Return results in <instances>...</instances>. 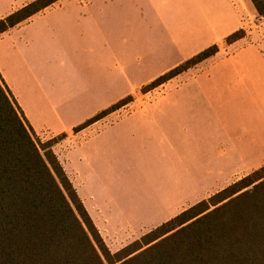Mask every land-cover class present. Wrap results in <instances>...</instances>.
<instances>
[{
	"label": "rangeland",
	"instance_id": "374dc122",
	"mask_svg": "<svg viewBox=\"0 0 264 264\" xmlns=\"http://www.w3.org/2000/svg\"><path fill=\"white\" fill-rule=\"evenodd\" d=\"M32 1L0 0V20ZM147 2L137 0L131 20L109 12L99 40L67 24L73 15L65 3L0 39V66L15 95L44 124L38 138L59 137L54 151L112 252L168 221L167 205L183 190L177 211L264 165V16L252 0ZM239 30L241 38L229 43ZM213 45L219 51L212 57L151 85ZM127 98L100 121L103 130L115 116L172 115L193 133L171 132L170 147L111 130L91 150L88 170L77 127Z\"/></svg>",
	"mask_w": 264,
	"mask_h": 264
},
{
	"label": "trees",
	"instance_id": "16d2710c",
	"mask_svg": "<svg viewBox=\"0 0 264 264\" xmlns=\"http://www.w3.org/2000/svg\"><path fill=\"white\" fill-rule=\"evenodd\" d=\"M58 1L12 12L0 35ZM252 1L264 16V0ZM218 51L203 50L151 85ZM58 141L38 138L0 71V264H264V165L112 252L54 151Z\"/></svg>",
	"mask_w": 264,
	"mask_h": 264
},
{
	"label": "crops",
	"instance_id": "0c3cea01",
	"mask_svg": "<svg viewBox=\"0 0 264 264\" xmlns=\"http://www.w3.org/2000/svg\"><path fill=\"white\" fill-rule=\"evenodd\" d=\"M68 1H71V2L68 3L67 5ZM147 1H148L147 4H150V5H152L154 2V0H147ZM64 3L66 6L65 8L67 10L66 11L67 14H69L70 17L71 15H73V18L71 20H68L67 24L78 23L79 26L82 28L81 30L82 35L85 36L86 34H88L89 37H92V38L97 37L98 40L101 39V37L104 34L106 36V32H107L106 27H107V23H109L107 16L110 17L109 12L111 11L114 12L115 20H117V18L120 19L121 21L128 20L129 18L131 20L133 18L132 11L133 10L137 11V4H138L137 0H60L54 3L53 5L49 6L48 8L42 10L41 12L28 18L27 20L22 22L20 25L10 28L6 32L2 33L0 35V39H4L6 36L12 37L13 35L22 32V30L25 29L28 24L33 22L35 18H37L40 15H46L50 11L57 9L58 7H62ZM128 11H131V12L128 14L127 13ZM70 17H68L67 19H69ZM110 37H112L113 39L116 38L114 36H110ZM0 71L6 83L8 84L9 88L11 89L17 101L19 102L18 95L17 94L15 95L14 93L15 91L1 66H0ZM19 104L21 108L23 109V111L25 112V115L27 119L29 120L30 124L33 126L34 130H37V127L40 128L42 125H44V124H41L40 126L37 125L35 121L32 120L30 113L27 111V108H24V106H22L20 102ZM109 118L110 116L104 115L102 117H97L96 120L92 121L91 123L82 125V130H81L82 151L85 153V163H87V165L86 164L85 165L87 166L88 170L93 165V156H92L91 150L96 145H99L100 148L104 146L107 133L111 130H114L115 132H120L122 130L124 131V133H127V134L141 135L143 137L142 140L144 141L142 142L143 144H147L148 141H150L151 139H155V143H158V144L161 143L162 146H170V147H171V143H170V139L168 135H170L171 132H176L179 134L193 133L192 131H190L189 127H187L186 125H182V123H185V121L181 120L182 117L180 119L172 115H164V116L147 115L145 117H142L141 115H124L120 117L115 116L113 120L114 125L108 126L105 128L106 130H103L104 128L101 127L99 123L102 119L103 121L106 122ZM47 125H51V124H47ZM55 126L64 127V129L62 130H65V129L67 130L70 128L71 125L69 126L59 121V125H55ZM176 126H179V127H176ZM145 134L157 135L158 138L153 137V136L145 137ZM88 183H89V179L86 182L87 188H88ZM182 193H183V197H181V199L179 198L180 197V194H179L177 195L178 198H175L174 196L173 201L171 203L170 202L168 203L167 205L168 215L164 217L165 219L167 218L168 220H170L182 212V211H177V206H178L177 203L184 202L186 199L185 190H183ZM95 198L97 199L96 196ZM86 208L88 212L90 213V215H93V212H94L93 206L87 203ZM170 213H173V214L170 215ZM109 221H110V218H109ZM120 239L122 238H119V240Z\"/></svg>",
	"mask_w": 264,
	"mask_h": 264
}]
</instances>
